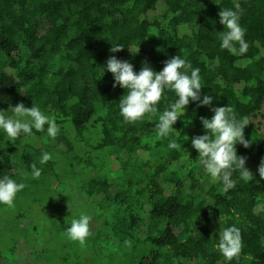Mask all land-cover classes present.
I'll return each instance as SVG.
<instances>
[{"label": "trees", "instance_id": "obj_1", "mask_svg": "<svg viewBox=\"0 0 264 264\" xmlns=\"http://www.w3.org/2000/svg\"><path fill=\"white\" fill-rule=\"evenodd\" d=\"M220 7L241 11L249 44L241 56L219 47ZM112 44L125 47L111 53ZM111 55L136 72L144 61L160 71L175 55L199 68L213 106L250 119L249 147L235 148L255 180L234 173L236 188L224 192L201 170L191 137L203 134L200 117L213 115L207 106L190 102L167 138L154 125L174 102L171 91L155 113L125 122V90L103 74ZM0 98L4 110L35 104L59 128L54 139L36 132L13 143L0 133V179L23 183L17 197L32 199L37 225L20 239L38 248L33 264H226L216 233L232 225L241 252L229 264H264V136L253 124L264 105V0H0ZM170 141L180 147L169 149ZM45 151L52 158L41 165ZM56 182L65 185L59 196ZM42 197L52 202L48 217L38 209ZM82 212L90 234L79 243L65 232Z\"/></svg>", "mask_w": 264, "mask_h": 264}, {"label": "clouds", "instance_id": "obj_2", "mask_svg": "<svg viewBox=\"0 0 264 264\" xmlns=\"http://www.w3.org/2000/svg\"><path fill=\"white\" fill-rule=\"evenodd\" d=\"M214 2L217 3V0ZM240 16L239 9L220 7L218 12L219 23L223 25V31L217 32L219 47L226 49L234 56L245 54L249 48L244 38L246 30L239 22ZM124 47L123 44H112L109 51L116 53ZM129 50L132 53L138 51L130 48ZM106 71L112 74V87L119 86L125 90L118 101V106L120 116L127 123L141 121L146 114L155 113L156 105L165 90L174 93V102L170 103L159 115L154 125L158 137H169L173 132V125L178 118L184 116L186 106L190 102H198L197 106L209 107L213 113L211 118L200 117L203 134L191 137V146L198 154L201 170L210 176L213 182H220L224 192L236 188L237 181L233 178L234 173H238L239 178L247 183L255 180L253 173L246 167L245 158L238 155L235 148L238 143L245 148L249 147L250 141L245 139L243 131L250 119L247 116L237 118L232 107L228 105L213 106V96L201 93L199 68L192 67L189 61L175 55L164 61V66L160 71H155L144 61L140 70L136 72L130 62L111 55L103 65V74ZM148 119L150 120V115ZM188 122L190 120H185V123ZM58 131L59 128L55 121L43 114L35 104L29 108L20 102L15 106L9 104L7 110L0 108V133H3L6 141L13 143L18 137H22L21 139L31 137L36 132H43L49 138L54 139ZM184 137H186L184 140L188 139L187 136ZM167 147L176 149L180 147V142L170 141ZM51 158L50 153L45 151L39 163L43 165ZM31 169V177L38 178L41 169L35 164L31 165ZM257 172L260 180H264V156L260 158ZM256 183L260 181L256 180ZM24 187L23 183H18L7 176L0 179V205L11 207L17 193ZM90 220L91 217L83 212L78 218L72 219L66 228V237L83 243L90 234ZM216 234L215 246L224 257L226 264H229L234 258H238L241 252L240 230L232 225L220 227Z\"/></svg>", "mask_w": 264, "mask_h": 264}, {"label": "rangeland", "instance_id": "obj_3", "mask_svg": "<svg viewBox=\"0 0 264 264\" xmlns=\"http://www.w3.org/2000/svg\"><path fill=\"white\" fill-rule=\"evenodd\" d=\"M253 124L259 129L260 134L264 136V105L258 115L253 119ZM25 138L23 140H26ZM43 145V143L37 141L35 146L40 148ZM63 188H65V185H58L57 182L53 187L58 196L61 194ZM73 195L76 196L75 194ZM16 197L11 207L0 205V250L2 252L0 264H33L35 262L34 252L38 248L28 244L26 238L20 239V236H23L25 231L31 234L32 228L34 225H37L33 218L35 215L33 205H31L30 209V200L32 199L29 197ZM41 201L43 205L38 206L39 212L42 214L41 216L45 215L48 217L52 211V202L50 199L44 200L43 197ZM57 204L58 202L54 204V207ZM18 216H21V218H18ZM34 237L36 238L37 236ZM41 247L43 246L41 245Z\"/></svg>", "mask_w": 264, "mask_h": 264}]
</instances>
